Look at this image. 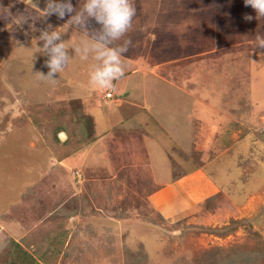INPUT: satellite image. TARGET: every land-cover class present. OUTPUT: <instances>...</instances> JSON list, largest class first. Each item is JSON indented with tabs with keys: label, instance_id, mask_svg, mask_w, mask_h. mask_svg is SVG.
<instances>
[{
	"label": "rangeland",
	"instance_id": "374dc122",
	"mask_svg": "<svg viewBox=\"0 0 264 264\" xmlns=\"http://www.w3.org/2000/svg\"><path fill=\"white\" fill-rule=\"evenodd\" d=\"M185 1L192 19L176 32L141 30L136 9L132 29L110 45L130 38L133 53L149 36L153 55H137L149 52L172 89L147 86L140 72L123 82L135 86L131 98L116 104V84L108 97L98 88L97 107L88 97L97 61L71 49L91 40L65 43L69 63L55 83L42 79L48 56L38 33L25 34L27 6L0 0V264L264 258V18L244 0ZM59 30L65 42L71 33ZM111 102L117 114L104 111Z\"/></svg>",
	"mask_w": 264,
	"mask_h": 264
},
{
	"label": "clouds",
	"instance_id": "9594fccd",
	"mask_svg": "<svg viewBox=\"0 0 264 264\" xmlns=\"http://www.w3.org/2000/svg\"><path fill=\"white\" fill-rule=\"evenodd\" d=\"M27 8L40 13L41 19L53 15L63 20L65 24L77 28H86L90 19H94L100 28L91 38V42L83 41L71 49L79 55L81 60H87L90 55L97 63L92 65L89 73V83L102 89H114V81L119 80L125 72V65L121 57L132 46L131 39L112 47L114 42L120 41L132 29L133 18L136 15L134 0H83L82 6L75 8L71 0H45V6L39 7V0H23ZM245 6H250L256 13V19L264 18V0H244ZM244 19L251 21L253 17L245 14ZM60 27L53 28L51 24L41 30L39 40L43 42V53L48 56L45 66L47 74L39 72L42 79L55 83L57 73H61L71 59L69 47L66 46ZM256 47L264 50V35H257ZM260 55L264 56V52ZM108 97V96H106Z\"/></svg>",
	"mask_w": 264,
	"mask_h": 264
},
{
	"label": "crops",
	"instance_id": "0c3cea01",
	"mask_svg": "<svg viewBox=\"0 0 264 264\" xmlns=\"http://www.w3.org/2000/svg\"><path fill=\"white\" fill-rule=\"evenodd\" d=\"M9 3V1L11 2L12 0H3ZM192 1V0H191ZM213 1V0H210ZM158 2V3H156ZM163 2V4L161 3ZM190 1H185V0H134V5L135 8L138 10V12H141V25H140V29H146V23L148 25L151 24H156L157 26H161L163 28L164 31L167 32H176L177 30L180 29V27H183L185 25H187V19H192L191 18V6L189 5ZM15 4V3H14ZM25 6V5H24ZM40 8H43V5H39ZM81 7V6H80ZM154 7V10L152 11ZM16 11V9H20L18 7V3L17 6L13 7ZM214 8V5H212L210 7V10H212ZM213 12H215V9H213ZM24 14L19 17L20 19H23L24 21H27L26 25V30H28L25 34L26 35H36L37 33L40 36V32L43 29H46L48 27L49 24L52 25L53 28L56 27H60L66 29L68 32H70L71 34L70 37H67L65 39V43L69 44V43H73L74 42V36H81V37H85L88 40H91V38L94 36V34H96V32H91L88 31V25L90 24V26H93V23L90 21L87 24V27L82 29V28H77L75 26H70L69 24H65L66 21L57 19V17L55 15L45 19H41L40 18V13L33 11L30 8H24ZM157 19V22H153V20ZM186 19V21H185ZM29 20V21H28ZM39 21V22H38ZM58 21L60 22V24L58 25ZM168 22L165 24V22ZM181 21V23H179ZM55 26V27H54ZM150 32L154 34L155 30H157V28L154 30L153 26H150ZM158 31H156L155 33H157ZM144 34V32H142ZM23 36H26V35ZM141 34V33H140ZM26 36V37H28ZM125 40V39H124ZM143 40H135V43L137 44H133V46L135 47V50L137 51H149L151 52V55H153V50H154V44L152 43L153 41L149 40V36H148V43L147 41H143ZM155 44L159 45V42H155ZM163 47V44H160ZM133 52V53H126L124 54L121 59L125 65V72L124 75L120 78L121 80L123 78H128V77H133L135 79V74L140 73V72H144V74L141 76V79L143 83H145L147 86L148 82L149 84L153 81H157V82H161L163 84H167L169 86V88L172 89V83H170V85L168 84V82H166V78H159L156 75V71H153V69H151L152 67V61L151 59L149 61H147V58H150L147 54L144 53H140L137 55L138 52ZM160 51V50H157ZM78 58L79 55L77 56ZM126 75V76H125ZM120 79L117 81H114V85L117 93V96H120V98L118 97V99L116 100V104L120 102H126V100H128L129 98H131L129 92L130 90L134 89V85L129 86L127 88H129V90H126V85L125 83L123 84V82L127 81L123 80L121 85L119 84ZM174 86V85H173ZM98 86H94V90L92 92H88V97L92 98L93 102L95 103L94 105H96L97 107H102L101 105L98 106L96 103V96L98 93ZM176 89V88H175ZM100 91H109V89H102ZM152 95L157 96V91L156 90H152ZM150 91V92H151ZM112 94V93H111ZM87 97V96H86ZM85 97V98H86ZM87 97V98H88ZM111 101V99L109 100ZM107 101V102H109ZM115 105V102H111L110 104L106 103L104 104V106H106L107 108L104 111H109L112 114H117V112H115V110H113L110 106ZM105 108V107H104ZM103 108V109H104ZM114 111V112H112ZM121 121V120H120ZM120 123V122H119ZM15 241V240H14Z\"/></svg>",
	"mask_w": 264,
	"mask_h": 264
},
{
	"label": "trees",
	"instance_id": "16d2710c",
	"mask_svg": "<svg viewBox=\"0 0 264 264\" xmlns=\"http://www.w3.org/2000/svg\"><path fill=\"white\" fill-rule=\"evenodd\" d=\"M196 165V164H195ZM195 165H194V167L193 168H195ZM211 230L212 231H215L216 233H220V231H222L223 229H219V230H217V229H212L211 228ZM248 264H264V258H260V259H252L251 260V258L249 259V261H248Z\"/></svg>",
	"mask_w": 264,
	"mask_h": 264
},
{
	"label": "water",
	"instance_id": "95a60500",
	"mask_svg": "<svg viewBox=\"0 0 264 264\" xmlns=\"http://www.w3.org/2000/svg\"><path fill=\"white\" fill-rule=\"evenodd\" d=\"M57 137L59 140H63L65 138V135H64V132L60 131L58 134H57Z\"/></svg>",
	"mask_w": 264,
	"mask_h": 264
},
{
	"label": "built area",
	"instance_id": "2783aa9c",
	"mask_svg": "<svg viewBox=\"0 0 264 264\" xmlns=\"http://www.w3.org/2000/svg\"><path fill=\"white\" fill-rule=\"evenodd\" d=\"M106 96H109V93L108 92L106 93Z\"/></svg>",
	"mask_w": 264,
	"mask_h": 264
},
{
	"label": "bare ground",
	"instance_id": "6f19581e",
	"mask_svg": "<svg viewBox=\"0 0 264 264\" xmlns=\"http://www.w3.org/2000/svg\"><path fill=\"white\" fill-rule=\"evenodd\" d=\"M65 135V134H64Z\"/></svg>",
	"mask_w": 264,
	"mask_h": 264
}]
</instances>
